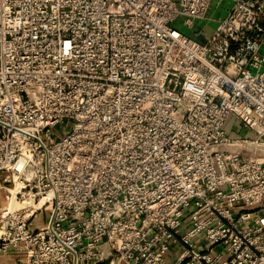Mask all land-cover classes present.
I'll use <instances>...</instances> for the list:
<instances>
[{
    "label": "built area",
    "instance_id": "1",
    "mask_svg": "<svg viewBox=\"0 0 264 264\" xmlns=\"http://www.w3.org/2000/svg\"><path fill=\"white\" fill-rule=\"evenodd\" d=\"M213 1L0 0V264H264V0Z\"/></svg>",
    "mask_w": 264,
    "mask_h": 264
},
{
    "label": "rangeland",
    "instance_id": "2",
    "mask_svg": "<svg viewBox=\"0 0 264 264\" xmlns=\"http://www.w3.org/2000/svg\"><path fill=\"white\" fill-rule=\"evenodd\" d=\"M230 5H231V2L229 0H220L218 3H217V0H215L212 2L208 11L206 12V17L208 19L206 18L205 20H194L192 26L188 27L183 24V18H178L172 23V25L175 28L180 29V31L187 37L193 38L197 42L204 43L209 38L211 33L214 31L217 23L226 15ZM71 123L72 121L69 120L67 121L66 125H71ZM232 124H234L235 126L237 125L240 126L238 122L234 120L233 117H229L225 124L228 132L230 131ZM55 129L59 130V126H57ZM235 134L230 133L229 135L231 137H235V136H242L243 134H245L244 136L253 137L252 134L245 133V132L242 133V131H240V134L238 133V135L237 134L235 135ZM60 136H61L60 134H57V137H60ZM0 201L5 203V201H3L2 192H0ZM15 204H17V202H15ZM17 205L19 206L20 202H18ZM47 217H48V212H45V214H40V217L39 219H37V221L36 219L32 221L31 229H35V226L37 227L42 226L45 223V220ZM201 245H203V243L200 242L199 246ZM168 255H169L168 260H170L171 257L172 258L174 257L172 252H170Z\"/></svg>",
    "mask_w": 264,
    "mask_h": 264
},
{
    "label": "crops",
    "instance_id": "3",
    "mask_svg": "<svg viewBox=\"0 0 264 264\" xmlns=\"http://www.w3.org/2000/svg\"><path fill=\"white\" fill-rule=\"evenodd\" d=\"M239 132H240V128H239V126H238V125L235 126L234 124H232V125H231V129H230V131H229L228 133H229V134H230V133H232V134H233V133H236V134H237V133H239Z\"/></svg>",
    "mask_w": 264,
    "mask_h": 264
},
{
    "label": "bare ground",
    "instance_id": "4",
    "mask_svg": "<svg viewBox=\"0 0 264 264\" xmlns=\"http://www.w3.org/2000/svg\"><path fill=\"white\" fill-rule=\"evenodd\" d=\"M17 204H15L14 202L12 203L11 202V204H10V207H12V206H16Z\"/></svg>",
    "mask_w": 264,
    "mask_h": 264
}]
</instances>
